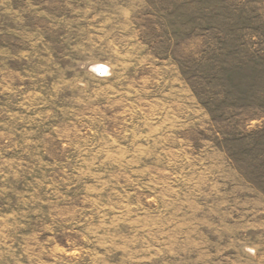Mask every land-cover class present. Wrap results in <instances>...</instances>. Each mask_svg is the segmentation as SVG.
<instances>
[{
  "label": "rangeland",
  "instance_id": "rangeland-1",
  "mask_svg": "<svg viewBox=\"0 0 264 264\" xmlns=\"http://www.w3.org/2000/svg\"><path fill=\"white\" fill-rule=\"evenodd\" d=\"M0 264H264V0H0Z\"/></svg>",
  "mask_w": 264,
  "mask_h": 264
},
{
  "label": "bare ground",
  "instance_id": "bare-ground-1",
  "mask_svg": "<svg viewBox=\"0 0 264 264\" xmlns=\"http://www.w3.org/2000/svg\"><path fill=\"white\" fill-rule=\"evenodd\" d=\"M106 66V65H105ZM102 69H106L105 67H101Z\"/></svg>",
  "mask_w": 264,
  "mask_h": 264
}]
</instances>
